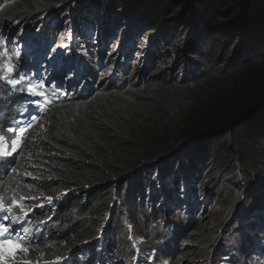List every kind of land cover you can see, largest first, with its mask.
<instances>
[{
    "label": "trees",
    "instance_id": "trees-1",
    "mask_svg": "<svg viewBox=\"0 0 264 264\" xmlns=\"http://www.w3.org/2000/svg\"><path fill=\"white\" fill-rule=\"evenodd\" d=\"M60 1L0 0V41L5 19L33 9L36 19L46 17ZM68 1L75 4L65 12L95 11L94 29L105 31L99 49L122 31L124 45L141 42L143 66L167 64L176 78L159 73L149 82L155 87L141 90L145 70L136 71L140 90L130 98L126 86L114 93L113 76L100 72L104 63L128 62H120L122 48L108 61L104 54L44 58L47 44L33 58L26 48L18 70L50 87L46 99L33 98L0 81V148L8 151L13 139L21 145L0 162L4 201L22 194L45 205L31 224L44 231L33 249L47 264H130L137 246L124 231L126 216L147 236L165 222L170 264H215L236 224L234 206L249 188L264 187V179L247 186L250 170L264 168V0ZM8 93L19 96L14 106ZM8 127L26 131L13 135ZM211 199L220 207L210 215L200 209ZM168 206L186 216L168 220ZM256 225L264 239V220ZM143 255L133 264H143Z\"/></svg>",
    "mask_w": 264,
    "mask_h": 264
},
{
    "label": "rangeland",
    "instance_id": "rangeland-1",
    "mask_svg": "<svg viewBox=\"0 0 264 264\" xmlns=\"http://www.w3.org/2000/svg\"><path fill=\"white\" fill-rule=\"evenodd\" d=\"M62 1H60V2H62ZM73 4H75V3H72L71 1L66 0V3L59 5L58 7H56V5H55V6H50L47 9L52 10V9L56 8V9H58L57 10L58 13H61V16H63V13L68 9L69 6L72 7ZM31 8H32V6L28 7V9L32 10ZM47 9H43V10H47ZM69 12L70 11L68 10L64 14L65 15L67 14L66 16L69 17L70 16ZM0 13H1V11H0ZM58 13H56L55 11H52L51 13L47 14L48 16L46 18L41 19L39 17L36 19L34 16L38 14V10L33 9L32 11L27 12L26 15H25V12H23L18 16H13L9 19H5V26L12 25V27H11L12 29L9 32L10 38L8 40L7 45L9 46L11 44H16V45L21 44L24 47V46H26L24 44L28 43V44H30V46H32L34 48V50H36V49H39V47H40L39 43L40 42H42V41L48 42L49 41V45H50V50L48 51L49 55H52L55 52H58V50H60L65 56H69V55L75 54V51H77L81 57H83L87 53H89L90 50H94V48H96V44H95L96 40H91V39H88L87 37H84V36L79 37L78 30H76L74 32L73 25H71V23L69 24L67 22L66 17H60V15ZM94 15H95V13L93 15H88L87 19L91 18ZM54 17L58 21H57V23L55 22V23L51 24ZM2 18H3V16H2ZM29 20H34V21L28 22ZM83 21L84 20H82V19L79 20L80 23H82ZM92 24H93V22L89 23L88 25L92 29H94ZM72 32H74V36L72 35ZM180 32H184V29H181ZM69 34H71V39H69ZM193 36H194V34L192 36L190 35V37H193ZM228 40L229 39H227L226 41H228ZM85 41H88L89 43L85 44ZM64 44L68 45L67 49L60 47L61 45H64ZM104 45H107L106 42H105V44H103V46ZM24 48H26V47H24ZM70 48H71V50H70ZM16 50H18V49H16ZM108 50H110V52H113L115 50L117 51L118 48L115 45H112L111 47H108ZM7 53H9V51H7ZM138 56L139 55L133 57L134 62H137L139 60ZM152 66H154V68L150 67V69L144 74L145 77L143 78V80L145 79L144 83H146V84L140 85L142 87L144 86V88L141 90H147L149 88L155 87V85H149V82H151L153 79L155 81L156 78H154V76L159 74V73H163L162 74L163 76L168 75L170 79L176 78L175 72H174V70H176V69H174V68L168 69L167 64L160 65L159 70H156V66H157L156 64L152 65ZM103 68H104L103 70H105L108 74H111L112 72L116 73L117 85L120 86V82H122V86H124V87L126 86V89H129L128 92H132L134 94V95H130V98H132V96H137V94L139 93V90H140L139 89L140 86L136 87V85L138 83V79H135V80L130 79L132 68H126V69H124V71H120L117 66L111 67L112 69H110V70L108 69L109 67H107L106 65H104ZM175 68H178L179 71L182 69V67H178V66ZM179 75H181L180 72L177 73V76H179ZM173 81H175V79ZM176 81H177V79H176ZM123 82L125 84H123ZM172 85L173 86L169 87V89L173 88V90H172L173 93H177L178 90L175 89V88H177V86H175V85H178V83H174ZM124 87L123 88L121 87L120 90L124 91ZM120 90H118V91L115 90L114 93L121 92ZM248 170H250V168ZM250 171H251V176H250L251 178L247 180V186L248 187H250L252 184L261 182L262 179H264V168L263 169L262 168L251 169ZM161 183L162 182L158 183L157 186H159ZM156 189H157L156 191H158L159 194L162 192V190L160 188H156ZM253 192H254V190L249 188V192L247 193L246 196H244V200H242L243 198L239 199L238 201L242 200V202L240 204H236V206H234V208L238 209L240 211H243V212L251 210L253 208V206L255 205L256 200H258L260 198V195H258V194L254 195ZM219 207H220V204L219 205L213 204L211 208H206L205 212L206 213L208 212L211 215L213 212L219 211ZM234 215H235L236 219L239 218L237 212H235ZM241 218H246V216H242ZM126 224H127V226H128V224H130L131 227L135 226V223L131 220H129ZM252 229H254V231L256 233H259V231H260L257 229V226H254ZM163 231H164V227L157 225L151 231V234L153 236L148 237V236L143 235L142 240L150 241L151 244L157 245L160 241L159 239H162ZM137 232H138L137 229H135L133 231V233H135V234L139 233V232L138 233ZM243 233L246 234L245 231H243ZM243 233H242L241 237L244 239H247L246 236L243 235ZM226 237L230 239V237H228V234L226 235ZM231 244H235L232 246H237L240 244V240L238 239L237 236H235V238L233 236V238L231 240ZM241 244H243V243L241 242ZM234 249L235 248L232 247V253L233 252L234 253L233 254L230 253L233 257L229 258L226 255V258H229V260H226V264H235L233 258H238L239 260H242L244 258V256L240 253V251L243 249V247L236 249V252L239 251L236 254H235ZM242 252H243V250H242ZM28 257L29 256H27V255H22L20 258L27 260ZM33 262L35 264L36 261H33Z\"/></svg>",
    "mask_w": 264,
    "mask_h": 264
},
{
    "label": "snow or ice",
    "instance_id": "snow-or-ice-1",
    "mask_svg": "<svg viewBox=\"0 0 264 264\" xmlns=\"http://www.w3.org/2000/svg\"><path fill=\"white\" fill-rule=\"evenodd\" d=\"M69 39H71V34H69ZM7 44L8 41L6 40L0 41V81L11 85L13 91H16L18 86L23 85L19 88L20 91L26 92L30 96H40L46 99L50 84L42 80L39 83H34L31 77L19 71L17 62H14L12 56L7 53ZM60 47L67 49L68 45L64 44ZM19 56L20 53L16 52V57L19 58ZM28 127L30 128L31 124ZM3 131V126H0V132ZM6 131L15 135L17 128L8 127ZM25 131V128H19L20 133ZM4 140V135L0 134V144H4ZM19 143V140L13 139L8 151L0 148V162L6 161L9 152L16 149ZM35 199V197L23 196L17 198L13 195L10 203L6 205L4 196L0 193V264H34L33 261L24 260L20 257L29 252V244L33 239V228L29 226L31 224V214L35 213L38 208L43 209L45 207L43 203H39L35 207L25 209L23 202ZM46 199L51 202L53 198L46 197ZM13 208H19L21 215L11 214ZM17 225H23V227L17 230ZM128 227L131 228V225L128 224ZM35 264H38V262H35Z\"/></svg>",
    "mask_w": 264,
    "mask_h": 264
},
{
    "label": "clouds",
    "instance_id": "clouds-1",
    "mask_svg": "<svg viewBox=\"0 0 264 264\" xmlns=\"http://www.w3.org/2000/svg\"><path fill=\"white\" fill-rule=\"evenodd\" d=\"M73 5H72L71 8H73ZM71 8L69 9V11H70L69 14H70L71 18H74V17L79 18V19H84L85 18V20H86L85 21V25H81V23L79 22V25L78 26H75L74 23H73V30H74V32L76 30H78L79 37L84 36V37H87L88 39L96 40V43L95 44H96V46H98V41L100 39L98 33L105 34V31H103L102 28L97 29V31H95V29L92 30V28L88 25L89 23H92L93 22L91 20V18L87 19V17L85 16V14H81V13H72L71 14ZM2 24H5V23H2ZM10 26L12 27V25H10ZM0 32H1V26H0ZM74 32H72V35L73 36H74ZM123 39H124V37H123L122 31L120 33L118 31H116V34L112 35L111 37H107V39H106L107 45H105L106 48H103L101 52L98 51V52H95V53L90 50L89 53H87L85 56H83V59H85V58H92V59H95L96 60V57L95 56L97 55V57H101L99 55L100 54H103V53L105 55H107V58H110L111 55H114L115 53H117L119 51V49L122 48L125 51V55L122 56V59L121 60H123V61H120V62L123 64L125 58L128 59V62L127 63H124L123 66L117 64L116 62L109 63V64L108 63H104L101 66V68H100V72L101 73L108 74L105 70H103L104 69L103 68L104 65H106L107 67H109L108 68L109 70L112 69L111 67H113V66H117L120 71H124V69H126V68H132L131 75H130V79L135 80V79L142 78V76H137L135 74V72L136 71H140L141 72V70L144 69L145 70V73H146L150 69V67H153L154 68V66H150L149 68H148V66H143V64H142L143 54L141 53V45H138V44H141V42H138L133 47L132 45H130V42L129 41H126V44L124 45L125 42H124ZM88 43H89L88 41H85V44H88ZM112 45H115L118 48V50L117 51L115 50L113 52H110V50H108V47H111ZM47 46H48L47 50L49 51L50 50V45H47ZM43 50H45V49H43ZM130 51L135 52L136 53L135 56L136 55H139L138 56L139 57V60L137 62H134V60L131 61V56L130 55L132 53H130ZM54 54H56V53H54ZM54 54L49 55L48 52L46 51V53L44 54V58H49L50 56H53ZM65 57H67V56H65ZM74 58H81V56L79 55V53L77 51H75ZM138 65H140V68H137ZM153 65H155V64H153ZM146 68H148V69H146ZM145 73H142L143 76H144ZM108 75H109V77H112L113 76V78H114L113 79V84L115 86H117V88L115 89L116 91L120 90L121 87L123 88L122 82H120V86L117 85V82H116V73L115 72H112L111 74H108ZM189 77L190 76H188V78ZM41 80H42L41 78L40 79L37 78V79L33 80V82L34 83H39ZM43 80H44V77H43ZM123 84H125V83L123 82ZM115 90H113V91H115ZM40 127H44V125H41ZM32 252H34V251H32ZM35 255H36V253H33V254L31 253L30 256L35 259Z\"/></svg>",
    "mask_w": 264,
    "mask_h": 264
},
{
    "label": "bare ground",
    "instance_id": "bare-ground-1",
    "mask_svg": "<svg viewBox=\"0 0 264 264\" xmlns=\"http://www.w3.org/2000/svg\"><path fill=\"white\" fill-rule=\"evenodd\" d=\"M95 13V11H92V13H87V17H88V15H93ZM48 16V15H47ZM46 16V17H47ZM46 17H40L41 19H43V18H46ZM72 19V18H71ZM71 19H68L67 18V22L70 24L71 23V25H73V21H71ZM78 21L80 20L79 18H76ZM89 19V18H88ZM57 19H55V17L53 18V20H52V22H51V24H53V23H57ZM33 22V21H32ZM93 28H94V22H93ZM12 28H11V26H9L8 27V29H7V32L6 33H4L3 35H2V40L1 41H8L9 40V32H10V30H11ZM1 31H2V29H1ZM0 35H1V33H0ZM98 35L100 36V37H104V34L103 33H98ZM103 35V36H102ZM38 37V36H37ZM107 44V43H106ZM25 45V44H24ZM26 46H29V48L30 49H28V50H31L30 52H31V54L32 55H35V53H36V51H40V48L39 49H36V50H34V48L32 47V46H30V45H26ZM102 47H103V45H102ZM28 48V47H27ZM16 49H18V50H16ZM26 50V48H24L23 47V45H21V44H19V45H16V44H11V45H7V51H9V53H8V55H11L12 56V58L14 59L13 61L15 62V60L17 59V61H20L19 59H21V58H23L24 57V55L26 54L24 51ZM16 51H18V52H20L21 54H20V56H19V58H17L16 57ZM55 53H60V52H55ZM135 52H132V54L130 55L131 56V61L132 60H134L133 59V57L135 56ZM59 56H62V55H59ZM137 56V55H136ZM15 57V58H14ZM35 57H38V56H34L33 58H35ZM28 58H29V56H26V60H28ZM82 66H79V68H81ZM86 70V69H85ZM33 73V71H29V74H28V76L29 77H33L34 76V74H32ZM31 75H33V76H31ZM21 87H23V85H20ZM12 95V96H11ZM15 97H19V96H15V94H14V96H13V94L11 93V94H9L8 93V95H7V101H9V103H10V105L12 104L13 106H14V102H15V100L17 99V98H15ZM33 98H35V96H33ZM33 105V101H32V103H31V105L29 106V107H27V108H30L31 106ZM4 130H5V128H4ZM17 132H19V130H17ZM21 145L20 144H18L17 145V147H20ZM13 150V149H12ZM29 190V189H28ZM158 192V191H157ZM20 195V197L22 196V194H19ZM158 195L160 196L161 195V193L159 194V192H158ZM24 203V206L26 205V206H28V207H35V205L36 204H39V203H42V201L41 200H27V201H24L23 202ZM7 205V204H6ZM16 209H18V208H13V210H12V213L11 214H13L14 215V213H15V210ZM247 215V214H246ZM260 231H261V229H260ZM259 231V232H260ZM261 237V236H260ZM255 239H253L252 240V247H254V248H256V250H257V252H248L249 254L247 255V258L246 259H249V260H252V261H259L261 264H264V239H263V236H262V240H260V239H258L259 238V235L258 236H255L254 237ZM30 250H32L31 248H29V251ZM227 250V249H226ZM227 251H229V250H227ZM258 251H260V253L257 255V257H256V259H252V258H250L249 257V255H251L252 257L254 256V255H256L257 253H258ZM229 252H231V251H229ZM232 253V252H231ZM234 253V252H233ZM232 253V254H233ZM256 253V254H255ZM225 257H226V255H222V260L223 259H225ZM44 260H47V258H45ZM151 264H153V263H151ZM237 264H239V263H237Z\"/></svg>",
    "mask_w": 264,
    "mask_h": 264
}]
</instances>
